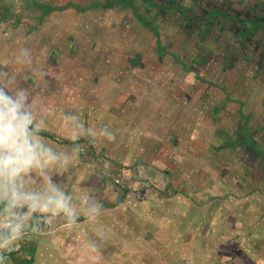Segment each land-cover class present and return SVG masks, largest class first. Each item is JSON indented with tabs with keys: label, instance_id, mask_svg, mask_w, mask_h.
Here are the masks:
<instances>
[{
	"label": "rangeland",
	"instance_id": "1",
	"mask_svg": "<svg viewBox=\"0 0 264 264\" xmlns=\"http://www.w3.org/2000/svg\"><path fill=\"white\" fill-rule=\"evenodd\" d=\"M154 1L0 4V88L59 157L18 183L49 177L74 213L0 202V233L20 224L0 264H264V25L241 34L264 0Z\"/></svg>",
	"mask_w": 264,
	"mask_h": 264
},
{
	"label": "clouds",
	"instance_id": "2",
	"mask_svg": "<svg viewBox=\"0 0 264 264\" xmlns=\"http://www.w3.org/2000/svg\"><path fill=\"white\" fill-rule=\"evenodd\" d=\"M26 97L21 92L15 96L0 88V202H6L5 210L27 207L28 212H51L73 216L68 201L70 198L60 191L49 177L44 179L42 192L22 191L18 183L24 175L34 169L43 174L46 165L59 159L46 147L33 128V117L26 110ZM10 232L15 234L20 224L9 222ZM10 240L6 237L0 242L4 247Z\"/></svg>",
	"mask_w": 264,
	"mask_h": 264
},
{
	"label": "trees",
	"instance_id": "3",
	"mask_svg": "<svg viewBox=\"0 0 264 264\" xmlns=\"http://www.w3.org/2000/svg\"><path fill=\"white\" fill-rule=\"evenodd\" d=\"M26 2H29L27 7L29 5H32L35 6V9L37 10H41V16L40 18H44L46 17L47 15H49L50 13H53V12H57V11H64L65 9L67 8H76L77 10L81 11V12H87L89 10H92V9H112V8H115L117 6H121L123 8H134L136 11L139 10V7H137L136 5L133 6L132 2L133 0H108L107 2L105 3H93L91 6L89 7H86V8H82V7H79V6H76V5H67L65 7H59V6H52V5H49L47 3H41L37 0H26ZM145 3L148 5L150 4L152 7H157L159 8L160 10L163 9L165 10L168 6L167 5H161L157 2H155L154 0H145ZM0 4L3 6V11H2V18L3 20L6 19V17L8 18L9 17V14H11V7L14 6L13 5V0H0ZM132 4V6H131ZM264 7V5H263ZM170 10H173L174 8L172 6H169ZM168 8V10H169ZM263 9V8H262ZM217 10H214L213 13H217L216 12ZM221 14L222 15H226L224 11H221ZM136 16L138 18H140V21L145 25V26H148L150 28V30L153 31V33L156 34V36L158 37V40H159V34H158V31H157V28L156 27H153L150 25V23L148 21H146V17L144 15H137ZM207 16H213V14H208ZM209 17V18H210ZM261 17V16H260ZM262 18V17H261ZM234 20L233 18H230L229 17V20ZM247 23L248 25H252L253 24V29L251 28H248L247 27ZM246 25V27H244V30H242L244 32L245 35L247 36H250V37H253L255 36L256 32L260 30V28L263 26V21L259 20L258 22H250V21H245L244 22V26ZM218 111V109H216V112ZM245 129H246V132H247V136L244 140H241V139H238V143H239V146H243L244 144L246 145H250L252 144V138H251V134L248 132V121L246 120V123H245ZM46 136V135H44ZM228 146L231 148V147H234L236 146L235 143H228ZM226 146L224 147H219V149H223L225 148ZM256 151H258L256 149ZM261 151V150H260ZM264 153V152H263ZM262 153V154H263ZM12 233L10 232V229L8 228L7 230H4L0 233V239H4L6 237H11ZM28 254L31 255L32 257H34V254H33V249H29L28 251ZM28 262V261H27ZM32 261H29L28 263H31Z\"/></svg>",
	"mask_w": 264,
	"mask_h": 264
},
{
	"label": "flooded vegetation",
	"instance_id": "4",
	"mask_svg": "<svg viewBox=\"0 0 264 264\" xmlns=\"http://www.w3.org/2000/svg\"><path fill=\"white\" fill-rule=\"evenodd\" d=\"M260 15H258L256 18V20H254V21H250L251 23L252 22H258L259 20H261V21H263V25H264V7H263V9H262V15H261V17H259ZM231 22H235L234 20H230ZM235 23H237V22H235ZM243 27H244V21H243V23L241 24ZM242 27V28H243ZM242 30H244V28L243 29H241V34H243V35H245L244 34V32L242 31ZM256 36V35H255ZM246 37H247V39L249 40V38H250V36H247L246 35ZM247 41V40H246ZM261 56H262V54H260ZM261 63H262V61H261ZM263 67H264V65H262ZM187 69V68H186ZM263 70H264V68H263ZM262 70V71H263ZM246 135H247V132H246ZM244 145H246V144H244ZM253 143L252 144H250V147H249V149H252L253 148ZM248 146V145H247ZM239 147H242V146H239ZM258 151H256V148L253 150V153H257ZM264 158V157H263Z\"/></svg>",
	"mask_w": 264,
	"mask_h": 264
},
{
	"label": "built area",
	"instance_id": "5",
	"mask_svg": "<svg viewBox=\"0 0 264 264\" xmlns=\"http://www.w3.org/2000/svg\"><path fill=\"white\" fill-rule=\"evenodd\" d=\"M19 248H20V247H18V248L16 249V251H18V250H19Z\"/></svg>",
	"mask_w": 264,
	"mask_h": 264
}]
</instances>
